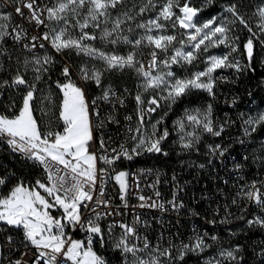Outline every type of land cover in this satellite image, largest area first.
<instances>
[{"label": "snow or ice", "instance_id": "obj_1", "mask_svg": "<svg viewBox=\"0 0 264 264\" xmlns=\"http://www.w3.org/2000/svg\"><path fill=\"white\" fill-rule=\"evenodd\" d=\"M4 2L5 4L11 2L14 5L15 14L28 24L48 28L47 32L32 36L31 46L24 44L25 48L29 50L35 49L37 46L44 48L43 43L37 45L36 41H47L57 53L74 50L77 55L83 54L91 59L101 61L103 68H80V79L93 81L96 87L101 89V94L91 102L86 99L84 89L73 81L69 66L65 64L62 68L61 75L66 79L63 83L56 82V87L62 93V102L58 113V119L63 125L62 131H42L34 116V102L37 100L36 84L29 83L19 69L10 82L8 80L0 81V89L7 87L18 90L21 86L25 89L17 113L13 116L0 114V142L6 143L14 153L19 154L23 159L42 166L46 173L45 182L37 180L34 185H29L21 180L12 186L6 194L0 193V225L3 226L0 231L10 227L14 231L22 232L25 246L33 247L38 254L32 264H41V261L43 264H106L105 260L93 250V241L98 240L101 246L104 245L105 232L100 221L113 215L114 212L108 210L110 202L105 198L103 187V178L109 174L108 168H98L97 162L102 161L112 167L122 158L130 161L143 152L161 153L160 144L167 139L169 132L165 129L157 135L156 125L162 121L153 124L152 130L149 132L146 128V116L154 113L160 107V99L172 104L191 90H203L210 96H214L213 89L216 80L214 73L220 69H235L236 72L250 69L254 56V40H259L261 36H264V5L259 6L254 13V16L257 17V30L254 31L244 16L238 12L236 4H230L224 9L234 19L214 16L201 24L196 18L202 9L192 6L191 0H184L183 4L180 3V0H164L162 4H159V10L155 17L135 23L133 26L137 15L142 16L146 11L157 9V0H142L137 13L131 14L125 11L115 18L112 15L113 10L125 6L126 0H56L55 4L50 7L47 4L41 7L37 0H4ZM213 2L214 0H205L206 4ZM23 9L28 10L27 15ZM85 9L86 11H84ZM174 9H178V12ZM11 16V13L0 14V46L6 42V37H11L16 42L27 38V32L23 25L18 24L12 27V31L8 30ZM46 21L53 23L48 24ZM237 22L250 33L244 45L247 65H242L235 58L230 59L232 53L238 50L235 41L239 37L232 34ZM109 23L111 28L107 27ZM126 24L128 25L127 29L122 27ZM101 25H105V27L101 28ZM169 27L172 29L178 27L184 30L182 34L187 35V41H179L181 47H173L177 36L168 34L167 28ZM90 28L92 31H86ZM72 29L78 30L79 35H72ZM97 29L100 30L99 36L96 33ZM137 29L142 30V34L136 38H129L123 34L125 30L132 33ZM97 39L113 45L127 44L132 50L127 55L105 53L90 43H84L85 40L95 41ZM185 45L190 46L191 50L185 51ZM220 45L229 51L209 56L205 70L196 72L191 77L178 79L175 78L172 71L162 70V66L163 69H171L173 64H191L198 59L202 51L207 52L209 47ZM141 46L151 49L147 67L142 60L137 59ZM170 48L174 52L173 55H168ZM53 63V57L47 55L34 58L31 61L26 59L24 69L27 71L28 65L32 64V70L38 73L35 77L38 81L41 79L39 73L48 71L44 66ZM125 69L135 71L138 76L142 77L143 92L150 89L161 90L167 95L159 98L154 95L145 106L143 93L138 91L134 97L138 113L137 124L134 128L127 129L128 140L132 143L131 148L126 146V143H121L119 147L111 148V155L98 156L96 152L90 151V146L94 138V130L103 128V121L93 123V116L100 117L101 102L111 104L113 108L117 104L123 106L125 103L123 94H118L111 86H102V77L105 72L113 70L123 72ZM220 78L223 79V77ZM2 97L3 93L0 92V102H2ZM47 99L51 102L50 98ZM13 107H15L14 103L9 105V110ZM211 112L212 106L208 105L205 112L201 113L196 110L195 114H188L186 119L191 124L203 128L205 132L220 136L224 127L221 125L219 130L214 129ZM108 119L109 122H115L111 116ZM125 119L131 121L132 117L128 116ZM176 123L179 125L180 131L183 132L184 121L179 120ZM244 123L247 125L245 134L250 135L259 126L264 125V112L249 117ZM185 136L189 139L185 140ZM185 136H181V146L185 149L193 148L195 141L191 138L195 136V133H185ZM99 143L100 148L108 153L107 142L101 139ZM225 151L226 149L221 150L219 145H216L215 148L210 146V153L219 152V155L223 156ZM163 154L167 155L166 152ZM112 170L115 171L114 168ZM128 175L129 173L120 171L113 177L119 185L120 199L124 201L125 207H127L125 196L128 192ZM156 183H159V177H157ZM4 185L5 178L0 177V187ZM176 189L178 192V184ZM177 192L173 193V198L169 201L174 208L183 207V204L176 202ZM155 195L159 197L160 192L156 191ZM237 195L246 198L261 211H264V184L258 186L257 182L253 181L242 186ZM138 199L146 201L151 198L141 195ZM235 202L233 201V203ZM101 207L106 211L101 212L99 210ZM139 207L163 209L164 204L152 201L151 204L141 203ZM57 209L62 210L61 214L54 216L52 212ZM136 220L138 222L139 218L137 217ZM248 224L249 226L258 224L264 227V217L257 216L249 220ZM115 227L121 229V234L113 247L124 254L130 253L134 257L132 264H161V257H167L169 262L172 261L174 245L170 244L169 247L162 248L157 244L152 247L147 238L138 235L134 225L125 223L109 224L107 226L109 236ZM69 229L72 231L79 229L86 233V239H73L67 232ZM210 239L216 241L218 238L212 236ZM6 240L11 245L12 235H7ZM209 247L210 245L205 242L204 237L198 235L193 243L180 245L178 258L183 260L187 252H202ZM12 251L14 250L10 249L9 254ZM145 251L149 253L147 258L137 255V253ZM239 251L241 249L237 246L234 250L221 251L219 255L229 262L239 264L242 259L236 255ZM152 253H156V255ZM14 264H22V261L17 259ZM23 264H28V262L24 261ZM207 264H221V260L209 259Z\"/></svg>", "mask_w": 264, "mask_h": 264}, {"label": "trees", "instance_id": "obj_2", "mask_svg": "<svg viewBox=\"0 0 264 264\" xmlns=\"http://www.w3.org/2000/svg\"><path fill=\"white\" fill-rule=\"evenodd\" d=\"M56 2V0H55ZM164 0H157L158 7L154 11H146L142 16L137 15L135 23L147 21L156 16L157 11L159 10V4H162ZM142 3V0H126V4L123 7H118L116 10H113L112 15L115 18L117 15L127 11L131 14H135L139 11V7ZM180 3L183 4L184 0H180ZM55 4V3H54ZM230 4H236L238 12L244 16V18L249 22L253 27V30L256 31L257 17L254 16L257 8L261 5H264V0H214L211 4H206L205 0H191V5L195 6L198 9H202L196 18L201 24L206 20L216 16V17H229L234 19L231 15L224 11V9ZM6 7V6H5ZM6 9H8L6 7ZM9 10V9H8ZM12 14L11 23L15 22L16 17L13 12L8 11ZM178 12V9H174ZM86 11V9L84 10ZM4 12V8L0 2V14ZM83 15V14H82ZM81 15V19H82ZM74 22V21H73ZM165 23L164 21H161ZM53 22H50L52 24ZM105 25H101V28ZM107 27L111 28L109 23ZM127 29L128 25H123ZM171 27L167 28L168 34H174L171 32ZM180 31L178 27L173 29ZM172 30V31H173ZM86 31H92V29H86ZM97 36L100 35V30H96ZM71 34L78 36L79 32L76 29L71 30ZM124 35L129 36V38H136L138 35L142 34V30L137 29L135 32L129 33L126 30L123 33ZM234 36L239 37L235 41L238 50L234 52V56H238L242 59L243 64L247 65L248 60L246 57V52L244 45L249 38L250 33L244 28L243 25H240L238 22L234 26V31L232 33ZM175 35V34H174ZM6 39V38H5ZM264 36H261L259 40H254V56L251 64V68L245 71H241L238 76H235L230 83L226 86L223 85L224 91L222 92L225 96L224 104H227L231 100H235L236 104L244 103L242 112L239 115V123L245 124L244 121L246 117L256 116L264 110ZM87 43L88 41L85 40ZM95 48L104 51L105 53H115L119 55H127L132 49L127 44H110L105 41L97 39L91 41ZM223 46V45H221ZM7 47V49H4ZM203 48V46H202ZM225 47H221L220 51ZM226 49V48H225ZM225 49L221 53L225 52ZM47 49L41 54L33 56L30 54L23 53L21 49L11 44V41L6 39V42L0 46V81L8 80L11 81L12 77L16 74L19 69L24 77L29 83H35L36 88L52 82L56 83L57 81L64 82L65 77L61 75L62 68L65 64L69 66V69L72 72L80 74L81 67H87L89 69L103 68V64L99 60L90 59L83 54L77 55L74 50H65L61 55L55 54L52 51ZM212 50V47H211ZM215 50V49H213ZM49 51V52H48ZM151 49L145 46H141L138 50L137 59L145 61L150 55ZM218 51V52H220ZM47 52V53H46ZM205 52L202 51V54L198 57L197 60L193 61L191 64H178L175 65L176 72L182 74H188L190 71L195 69V67L202 62ZM52 56L54 63L51 65H45L44 67L48 69L47 72H41V80H36L35 77L38 73L34 72L33 65L29 64L27 71L24 69V61L44 57ZM137 73L132 70L125 69L121 71H110L105 72L102 77V86L106 87V84H110L113 87L118 89H127L133 93L142 92L143 99L145 101L149 100L152 96L162 97L159 90H148L143 92L141 85L136 88L135 83L138 81ZM85 90L87 94L93 95L98 90L94 85L93 81H83ZM0 92L3 93L2 102H0V114H6L8 116H13L17 113V110L21 106L22 97L24 95L25 89L21 86L18 90L12 88H3L0 89ZM250 96L254 100H250ZM249 100V103H245ZM211 96L203 90H191L186 95L180 97L175 103L169 104L168 101L160 99V103L163 105V110L158 113V116L162 117V122L159 124L158 129L163 132L165 129L169 132L167 139L163 140L160 144L162 149L161 153H148L143 152L141 155L134 157L132 160H127L123 163V166L127 164L132 166L137 165H154V166H163L168 169H186L188 165H196L201 161L206 159V154L209 153V135L206 133L203 128L197 127L191 124L186 116L188 114H195L196 110H199L201 113L205 112L208 108V105H211ZM222 102V101H221ZM15 104L11 110H9V105ZM103 117L108 119L109 116L112 117V110L110 106L103 108ZM228 109V108H227ZM179 120L184 121V131L181 132L179 125L176 123ZM247 126H245L246 128ZM195 133V136L192 137L195 141L194 147L191 149H185L181 146V137L185 136V133ZM253 135V132L250 134ZM198 137V140H196ZM189 137L185 136V140ZM264 141V125L259 126L258 132H255L253 136V143L248 144V140L235 139V146H238L236 151H225L224 156L222 157V167L224 169H232L235 158H238L240 161L244 162L243 157L248 154H251L252 157H249L245 161L247 168H251L253 171L252 174L258 171V168L261 166L264 167V156L261 158L256 154V148H263ZM90 151H92V142L90 146ZM167 153L164 155L163 153ZM0 169L2 172H14L16 178H21V180H35L37 174L36 169L25 159L20 157L18 154L4 150L0 154ZM198 175V173H195ZM196 175L194 181L195 186L192 191V194H195L198 206L203 204H212L213 201L211 198L216 196L218 189H215L213 181L215 180V171L207 170L206 173H201L200 178ZM39 176V175H38ZM37 176V177H38ZM264 182V181H259ZM198 183V184H197ZM207 184V185H203ZM219 191H227L228 187L225 186L221 179L216 183ZM248 183H240L238 187V192L242 185ZM239 196V195H238ZM184 200V196H181ZM241 202H246V205H251L246 198L240 197ZM254 207V206H253ZM206 215H209L210 211L205 208ZM213 222L220 224H209L210 232H222L220 239L217 243H213L204 251L192 252L189 251L185 254L183 260H179L173 264H205V260L212 255H215L219 249L230 248L234 250L237 246L241 249L236 255L242 257L239 261V264H264V232L258 226H249L244 223H239L231 227L233 234L225 233L228 231V222H221V215H213ZM93 241V248L95 246ZM112 245L110 243H105L103 249L100 251L103 254L108 264H117L118 253L112 252ZM113 254V257H106L105 255ZM221 264H235V262H229L225 259L221 260Z\"/></svg>", "mask_w": 264, "mask_h": 264}, {"label": "built area", "instance_id": "obj_3", "mask_svg": "<svg viewBox=\"0 0 264 264\" xmlns=\"http://www.w3.org/2000/svg\"><path fill=\"white\" fill-rule=\"evenodd\" d=\"M2 2L5 4L4 0ZM38 4L41 7L44 4H47L49 7L55 3V0H37ZM5 6L12 12L14 11V5L9 2L5 4ZM25 15L28 14L27 9H23ZM46 23L50 24V22L46 21ZM23 25L24 30L27 32V38L21 40L20 42H16L12 40L11 37H6V39L11 41V44L18 47L23 51V53L30 54L33 56L41 54L43 51L47 49H53L51 45L47 41L38 40L36 41L37 45L39 43H43L45 45L44 48H40L37 46L35 49L29 50L24 47V44H29L31 46L32 36L39 35L41 33L47 32L48 28L45 26H35L30 25L27 22L23 21L20 17L16 18L15 22L10 24L9 31H12V27L15 25ZM176 32V30H174ZM91 43L88 41L86 44ZM7 49V47H4ZM229 49H225V53L228 52ZM237 59L240 61L242 65L243 61L240 57L234 56V52L230 56V59ZM150 60V56L145 59L144 64L147 67V64ZM240 72H236L235 69H220L216 73H214L215 86L213 89L214 96H211V119L213 121V127L216 130H219L220 126L223 125L224 130L220 136H214L210 133L209 142L207 146H209V153L206 154V159L204 161L199 162L196 165H188L186 169H168L163 166H154V165H137L130 167L129 164L123 166V163L127 161L126 159H121L116 162L115 165L109 167L104 164L102 161L97 162L98 168H108V173L103 178V187L105 191V198L110 202V208L114 212L113 215L107 216L100 221L101 227L105 232V243H110L112 245V236L120 235L121 229L119 227H115L111 233L108 235L107 226L109 224H119L125 223L128 225H134L136 232L139 235V225L140 223H148L149 225V234L148 235H139L140 237L147 238L150 246L155 247L159 244L162 248L169 247L170 244L174 245L172 248V261L169 262L167 257H161V264H173L180 259L179 257V247L181 244H191L194 242L196 236H203L205 242L209 245L213 243H217L220 239L222 232H210L209 224H220L213 222V215H221V222H228V231L225 233L233 234L231 231V227L233 225L244 223L248 224L249 220L254 219L257 216L264 217V212L261 211L258 207H253V205H246V202H241L238 194V187L240 183H248L250 184L253 181H256L259 186V181H264V167L261 166L258 168L256 173L252 174L253 171L251 168H247L245 165V161L252 157L251 154H248L243 157L244 162L240 161L238 158H235L232 169H224L222 167V157L219 152L210 153V146L215 148L216 145L220 146L221 150L226 149V151H236L238 146H235V139H243L248 140L249 143H253V136L255 132H258V128L253 135L245 134V126L246 124L239 123V115L242 112L244 107V103L236 104L235 100H231L227 104H224L225 95L222 93L225 89L223 85H228L230 81L238 76ZM220 77H223L221 79ZM81 82V85L85 91L86 97H90V102L94 100L97 96L101 94V89L97 88L95 83V87L97 88V92L93 95L87 94L84 84ZM143 82L142 77H139L138 81L135 83L136 88L141 85ZM111 86V85H109ZM107 87V86H106ZM118 94H123L125 97V103L123 106L116 105L115 108L112 107L111 104L108 103H100L99 111L101 113L100 117L93 116V123H97L99 121H103V128H96L93 134L92 141V152H96L97 155H111L112 147H119L121 143H126V146L131 148L132 143L128 140L129 133L127 129L129 127H135L137 124V105L135 103V95L137 93H133L127 89H118L116 87L111 86ZM127 90V91H125ZM152 97V96H151ZM150 97V98H151ZM149 98V99H150ZM250 100H254L250 96ZM148 101V100H147ZM147 101H145V106L147 105ZM222 101V102H221ZM245 103H249V100ZM110 106L112 110V118L115 122H109V119H104L102 114V107ZM154 107V106H153ZM228 108V109H227ZM163 110V105L160 103V107L154 113H151L146 116V128L149 131V126L152 125L157 119L161 118L158 116V113ZM91 111V109H90ZM131 116V121L125 119L126 117ZM250 115L248 116V118ZM103 139L107 142L108 153H105L100 148V140ZM5 150V143L0 142V154ZM256 154L261 158L264 156V141L263 148H256ZM14 153V152H13ZM17 154V153H16ZM225 154V152H224ZM19 155V154H18ZM20 156V155H19ZM21 157V156H20ZM28 161V160H27ZM37 171L35 176V180H26L25 183L29 185H34L37 181L38 175H45L46 181V173L43 170L42 166L28 161ZM203 165V167H201ZM239 165V167H237ZM115 169L113 172L112 169ZM207 170L215 171V180L213 181L215 189H218L216 196L212 199V204H203L198 206V202L195 194H192V191L195 186L196 175L198 173V177L200 178L201 173H206ZM120 171H125L129 173L127 177L128 184V192L125 196L127 201V207L124 206V201L120 199V189L119 185L114 180V175ZM0 177L5 178V185L0 187V193H7L12 186L16 185L18 181H21V178H16L14 172H2L0 169ZM157 177H159V183H156ZM175 177V180H173ZM221 182L228 187L227 191H219L217 188V182ZM179 185V191L177 192L176 185ZM198 184V183H197ZM154 185V187H153ZM207 185V184H203ZM99 186V185H98ZM159 191L160 196L157 197L155 192ZM42 192V190H41ZM177 192V196H184V206L174 208L169 201L173 198V193ZM43 194V192H42ZM150 197V200L140 201L138 199L139 196ZM96 197L94 196V200ZM152 201H159L164 204L163 208V218H159L156 221H149L148 211L160 209L158 207H139L141 203L151 204ZM233 201H236L233 203ZM91 206V205H90ZM210 211L209 215H206L205 208ZM101 212L106 211L103 207L99 209ZM62 210L57 209L53 211L55 215L61 213ZM139 218L137 222L136 218ZM254 226H258L264 232V227H261L258 224H253ZM3 226L0 225V228ZM70 233L73 239L82 238L86 239V233L80 231L79 229L72 231L67 230ZM12 235L13 242L11 245L7 243L6 236ZM216 236L218 239L213 241L210 237ZM95 246L93 250L97 254H103L100 252L103 249V246L100 245L98 240H94ZM142 247V243L140 244ZM0 264H14L15 260L19 259L22 261H27L28 264H32L33 259L36 255V250L31 246H25L23 242L22 232L11 233L7 231V228L3 231H0ZM112 252L118 253L117 264H132V260L134 257L128 253L124 254L119 249L113 248ZM13 249L14 251L9 254V250ZM148 251L137 253L138 256L147 258ZM156 255V253H152ZM106 257H113V254L105 255Z\"/></svg>", "mask_w": 264, "mask_h": 264}, {"label": "rangeland", "instance_id": "obj_4", "mask_svg": "<svg viewBox=\"0 0 264 264\" xmlns=\"http://www.w3.org/2000/svg\"><path fill=\"white\" fill-rule=\"evenodd\" d=\"M0 2H1L3 8H4V12L2 14H7L8 13L7 12L8 9H6L5 4L2 2V0H0ZM8 11H10V10H8ZM11 19H12V17H11ZM172 30L173 29H171V32H173L177 36V41L173 42V47H181V44L179 43V41H181V40L187 41V35L186 34H182L184 32V30H180V31H176V32L174 30L173 31ZM84 43L86 44L85 41H84ZM221 47H223V46L220 45L218 47H212V50H211V47H209L208 51L205 52V54L203 56L204 58H202V62L199 63L195 67V69H193L192 71H190L186 75L182 74V73H179V72H176L175 65H178V64H173L171 66V69H163V66H162V70H164V71H168V70L172 71L175 74V78H178V79L191 77L194 73L205 70V68L207 66L206 65V61H207L209 56L223 54V53H221V51H223L225 48L220 51ZM213 49H215V50H213ZM184 50L185 51L191 50L190 46L185 45L184 46ZM49 51H52L55 54L61 55V53H57L54 49H50ZM218 51H220V52H218ZM173 54H174V52H173L172 48H170L169 52H168V55H173ZM161 55L163 56V54H161ZM88 58H90V57H88ZM31 60H33V58L30 59L29 61H31ZM70 71H72V70H70ZM139 77L140 76L137 75V78H139ZM72 79H73L74 82L77 83L78 86L82 87L80 81H82V83H83L84 80L80 79V74H78L76 72H72ZM109 85L110 84H106V86H109ZM158 92L160 93V95L162 97L167 95V93L164 92V91L159 90ZM47 98H50L51 102H49V100ZM61 102H62V93L56 87V83L49 82V83H46V84L40 86L37 89V100L34 102L35 103L34 116L37 118L38 123H39L42 131H47V130L62 131L63 125H62V122L59 121V119H58L59 106H60ZM157 121H162V119L161 118L157 119L153 124H156ZM159 124L156 125L157 129H158ZM152 125L149 126V132H151V130H152ZM160 133H162V132L158 129L157 135H159ZM52 214L54 216H59L61 213L55 215L52 212ZM68 234L70 235L69 232H68ZM119 236L120 235H113L112 236V245L115 243L116 239L119 238ZM75 239L84 240L82 238H75ZM224 250H231V249L230 248L219 249L215 255H212L211 257H208L204 261L205 264H207V261L209 259H213V258L223 260V258L220 257L219 253L221 251H224ZM0 251H1V247H0ZM199 252L200 251H197V253H199Z\"/></svg>", "mask_w": 264, "mask_h": 264}, {"label": "bare ground", "instance_id": "obj_5", "mask_svg": "<svg viewBox=\"0 0 264 264\" xmlns=\"http://www.w3.org/2000/svg\"><path fill=\"white\" fill-rule=\"evenodd\" d=\"M12 12L14 13V15H15L16 18H19V16L16 15L14 11H12ZM223 53H225V52H223ZM86 99L90 102V97H86ZM104 107H106V106H103L102 107V114L104 112V109H103ZM262 112H264V110H262ZM250 117H252V116H250ZM247 119H248V117H246V120ZM5 150H8L10 152H13L11 150V148L6 143H5ZM37 180H40L42 182H45V175H39L37 177ZM260 184H264V182H259V185ZM246 185H248V184H246ZM242 186H245V185H242ZM242 186H241V188H242ZM241 188H240V190H241ZM240 197H242V196H240ZM176 202H177V204H183V206H184V200L181 198V196H177L176 197ZM250 204L253 205L254 207H257L255 204H252V203H250ZM148 218H149V221H156L159 218H163V209H155V210L148 211ZM210 225L212 226L213 224H210ZM7 231H9L11 233H18V232H20V231H14L10 227L7 228ZM148 234H149V225H148V223H140V225H139V235H148ZM101 257L105 260L106 264H108L107 259L104 256H101ZM41 264H43V261H41Z\"/></svg>", "mask_w": 264, "mask_h": 264}]
</instances>
